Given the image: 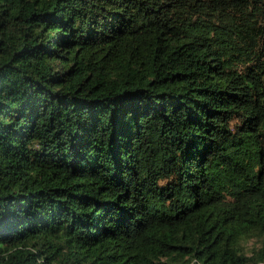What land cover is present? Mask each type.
Segmentation results:
<instances>
[{
	"label": "trees",
	"instance_id": "1",
	"mask_svg": "<svg viewBox=\"0 0 264 264\" xmlns=\"http://www.w3.org/2000/svg\"><path fill=\"white\" fill-rule=\"evenodd\" d=\"M264 0H0V264H264Z\"/></svg>",
	"mask_w": 264,
	"mask_h": 264
},
{
	"label": "clouds",
	"instance_id": "2",
	"mask_svg": "<svg viewBox=\"0 0 264 264\" xmlns=\"http://www.w3.org/2000/svg\"><path fill=\"white\" fill-rule=\"evenodd\" d=\"M235 250L237 255L251 260L258 251L264 250V238L242 237L237 241Z\"/></svg>",
	"mask_w": 264,
	"mask_h": 264
}]
</instances>
